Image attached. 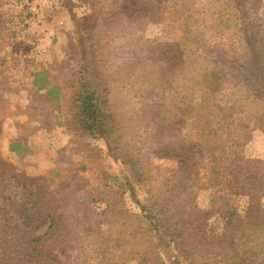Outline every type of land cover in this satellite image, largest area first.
<instances>
[{
	"label": "trees",
	"instance_id": "obj_1",
	"mask_svg": "<svg viewBox=\"0 0 264 264\" xmlns=\"http://www.w3.org/2000/svg\"><path fill=\"white\" fill-rule=\"evenodd\" d=\"M88 1L67 0L66 5L77 39L68 47L70 54L77 46L86 53L80 73L71 82L69 121L75 134L96 138L110 133L115 118L109 91L96 73L99 57L108 46L103 36L128 24L134 40L132 57L140 61L137 35L144 21L164 25L170 39L177 31L188 34L181 42L174 36V43L182 48L177 62H156L150 94L158 107L154 122L159 127L180 126L189 131L191 125L195 133L180 135L181 148L167 158L178 161L177 173L159 192L150 190V210L144 208L143 218L120 207V200L108 204L111 225L121 224L124 229L111 242L114 260L105 263L98 254L85 264H164L154 238L171 239L185 264H264V162L237 152L264 134V26L254 17L262 0H191L187 11L172 6L166 11L162 0L157 5L152 0H115L109 6L95 0L98 4L93 9L87 8ZM214 9L218 10L209 14ZM201 27L205 32L217 30L222 38L212 52L207 46L204 50L196 46L206 34ZM169 73L170 80L162 77ZM46 87L42 81L38 89ZM167 94L171 109L160 102ZM192 137L208 149L206 167L189 164L197 151ZM23 149L22 143L10 145L15 153ZM132 167L137 184L119 183L121 198L127 192L135 195L137 187L152 182V170L139 174L135 163ZM0 179L22 184L21 202H0V264L70 263V254L82 251V240L66 222L67 195L44 177H17L1 166ZM187 191L203 193L200 206L187 208ZM90 201L103 200L93 197ZM90 212L94 214L92 210L85 213ZM212 219L219 225L216 236L210 231Z\"/></svg>",
	"mask_w": 264,
	"mask_h": 264
},
{
	"label": "rangeland",
	"instance_id": "obj_2",
	"mask_svg": "<svg viewBox=\"0 0 264 264\" xmlns=\"http://www.w3.org/2000/svg\"><path fill=\"white\" fill-rule=\"evenodd\" d=\"M96 1L107 2L108 6L115 2ZM96 1L89 0L87 8L96 7ZM152 2L158 4V0ZM66 5L67 0H0V166L6 172L12 170L17 177H44L67 195L66 222L82 240V251H73L70 263L66 264H85L98 254L107 263L114 260L111 242L118 232H124L121 224L111 225L106 215L108 204L120 200V207L143 218L144 208L150 210V190L159 192L177 173L178 161L167 158L181 148L180 135L195 133L191 125L189 131L180 126L159 127L154 122L158 107L150 94V78L158 65L156 62L160 60L159 65L177 62L182 48L174 43V36L181 42L188 34L177 31L170 39L164 25L141 22L137 35L141 38L140 61L132 57L134 40L128 33V24L103 36L108 46L99 57L96 73L108 88L109 107L115 120L108 135L80 138L69 121L74 95L71 82L80 73L86 53L77 46L75 53L70 54L68 47L76 42V31ZM162 5L166 11L171 6L187 11L191 0H162ZM254 17L263 27L264 0ZM198 31L194 29L193 33ZM203 32L206 34L196 46L203 50L207 46L212 52L222 38L217 30ZM171 76L172 73L162 75L166 80ZM44 80L49 87L39 90L42 81L46 86ZM166 98L161 96L160 102H166L163 107L171 109V96L167 94ZM192 138L194 143L198 142ZM13 143H22L24 149L13 152L10 150ZM196 144L197 151L189 164L206 167L208 149L206 145ZM237 152L264 162V134L256 135L247 146L237 148ZM132 163L139 174L152 170V182L137 187L135 195L127 192L121 198L119 183L137 184ZM202 171L207 176V171ZM21 185L19 181L0 179V195L3 194L0 202L3 205L21 202ZM184 195L188 209L202 203L203 193L187 191ZM93 197L103 201L92 203ZM87 210L94 214H86ZM14 222L22 223L17 219ZM210 231L215 236L220 232L215 219L211 221ZM73 232L71 235H75ZM125 233L129 235L128 228ZM154 243L164 264H185L171 239L154 238Z\"/></svg>",
	"mask_w": 264,
	"mask_h": 264
}]
</instances>
